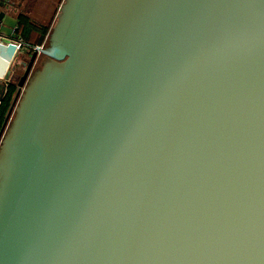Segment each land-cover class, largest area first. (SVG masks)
I'll return each instance as SVG.
<instances>
[{
    "label": "water",
    "instance_id": "95a60500",
    "mask_svg": "<svg viewBox=\"0 0 264 264\" xmlns=\"http://www.w3.org/2000/svg\"><path fill=\"white\" fill-rule=\"evenodd\" d=\"M61 4L32 71L0 0V264H264V0Z\"/></svg>",
    "mask_w": 264,
    "mask_h": 264
},
{
    "label": "crops",
    "instance_id": "0c3cea01",
    "mask_svg": "<svg viewBox=\"0 0 264 264\" xmlns=\"http://www.w3.org/2000/svg\"><path fill=\"white\" fill-rule=\"evenodd\" d=\"M11 2L17 7L16 3L21 2L23 7H21V14H19V16H24L28 22L27 24L29 25V27L32 29V33L31 34H27L25 36L24 34V30L19 31V36L21 39H23V42L26 43L28 42L31 51H33V47L37 46V45H43L52 29V27L54 26L55 22H56V18L57 15L59 13L60 7H61V3L63 2V0H50L49 3L52 2V4L55 5V10L53 15L51 16L50 20L46 23H41L39 21H35L33 19V17L31 16L30 12H27L28 7L25 5L26 4V0H11ZM11 15H14V11L11 13ZM17 16V15H16ZM22 29V28H21ZM26 41V42H25ZM25 45V44H24ZM15 98H13V102L11 103V107L8 110L7 114H6V118H5V122L3 124V126L0 128V139L2 137V133L4 132V129L6 128L7 124H8V120L10 118V113L12 111V109L14 108L15 104Z\"/></svg>",
    "mask_w": 264,
    "mask_h": 264
},
{
    "label": "rangeland",
    "instance_id": "374dc122",
    "mask_svg": "<svg viewBox=\"0 0 264 264\" xmlns=\"http://www.w3.org/2000/svg\"><path fill=\"white\" fill-rule=\"evenodd\" d=\"M49 2L50 0H26L25 5L28 7L27 12L31 11L30 14L35 21L46 23L50 20L55 10V5L52 4V2ZM18 48L25 49L27 52H32L28 42H26L25 45L19 44ZM38 60L39 63L36 65L35 70H38L41 67L44 57L41 55Z\"/></svg>",
    "mask_w": 264,
    "mask_h": 264
},
{
    "label": "trees",
    "instance_id": "16d2710c",
    "mask_svg": "<svg viewBox=\"0 0 264 264\" xmlns=\"http://www.w3.org/2000/svg\"><path fill=\"white\" fill-rule=\"evenodd\" d=\"M28 20L24 17V16H19V24L20 25V31L24 30V34H31L33 31L32 29L29 27V25L27 24ZM22 28V29H21ZM14 93H9L5 99L3 100V102H1L0 104V128L3 126L4 122H5V118H6V114L8 112V110L11 107V103L13 102V97Z\"/></svg>",
    "mask_w": 264,
    "mask_h": 264
},
{
    "label": "built area",
    "instance_id": "2783aa9c",
    "mask_svg": "<svg viewBox=\"0 0 264 264\" xmlns=\"http://www.w3.org/2000/svg\"><path fill=\"white\" fill-rule=\"evenodd\" d=\"M19 42L22 43V44H25V43L23 42V39H21V38L19 39ZM46 43H47V39H46V41H45V43H44L43 45H37V46H34V47H33V51L37 52L38 56H37L36 61H35L34 65H33V69H32V71L35 70L36 65L39 63V60H38V59H39V57L41 56V50L45 47ZM19 100H20V98H19L18 101L16 102L14 108L12 109V111H11V113H10V115H9L10 118H9V120H8V124H7L6 128L9 126V124L12 122V120H13L14 117H15V116H14V115H15V109H16V107H17V105H18ZM6 128H5L4 130H6Z\"/></svg>",
    "mask_w": 264,
    "mask_h": 264
}]
</instances>
